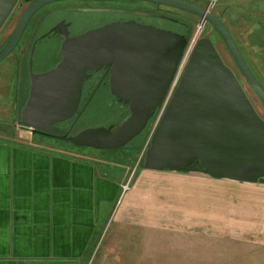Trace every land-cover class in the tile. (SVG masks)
Segmentation results:
<instances>
[{
    "label": "water",
    "instance_id": "water-1",
    "mask_svg": "<svg viewBox=\"0 0 264 264\" xmlns=\"http://www.w3.org/2000/svg\"><path fill=\"white\" fill-rule=\"evenodd\" d=\"M58 1L65 0H35L26 9L16 29L0 49V63L15 53L32 16L42 7ZM141 1L183 9L214 25L239 68L264 101V90L232 34L218 17L181 0ZM17 3L18 0H0V30ZM141 39L143 43L136 44L135 40ZM117 40L129 42L127 48L137 49V59L132 65L139 72L132 76V86L114 84L111 88L120 100L129 105L130 114L116 126L90 127L73 135L69 132L57 135L60 128L56 124L73 118L79 110L84 81L90 76L88 71L115 60ZM188 40L185 34L135 23L106 24L70 37L63 43L62 60L55 67L44 73L32 74L29 98L21 110L19 121L22 136L29 138L32 134L33 139H36V134L53 136L76 147L124 148L140 134L161 106ZM155 41L161 43L159 49L155 43L151 44ZM148 48L154 51L147 53ZM156 49L160 51L158 55L162 54L166 60V68H163L166 72L164 70L162 78L148 72L140 73L141 68L148 65V58L157 55ZM129 53L133 54L132 51ZM156 80H163L164 84L153 85ZM199 164L202 168L198 167ZM144 167L157 171H203L219 178L264 183V120L208 37L201 38L192 53L145 151Z\"/></svg>",
    "mask_w": 264,
    "mask_h": 264
},
{
    "label": "crops",
    "instance_id": "crops-1",
    "mask_svg": "<svg viewBox=\"0 0 264 264\" xmlns=\"http://www.w3.org/2000/svg\"><path fill=\"white\" fill-rule=\"evenodd\" d=\"M12 61L0 64V264H87L109 217L117 210L121 223L132 221L137 205L150 206L143 219L170 215L174 207L182 217L192 208L199 232L226 237L234 231L247 242L264 240V183L203 171L144 169L146 177L126 193L121 207L124 164L100 151L82 156L29 132V138L22 136L16 115L19 77ZM139 151L143 160L145 152ZM175 193L184 199L179 206ZM226 200L241 202L229 206Z\"/></svg>",
    "mask_w": 264,
    "mask_h": 264
},
{
    "label": "flooded vegetation",
    "instance_id": "flooded-vegetation-1",
    "mask_svg": "<svg viewBox=\"0 0 264 264\" xmlns=\"http://www.w3.org/2000/svg\"><path fill=\"white\" fill-rule=\"evenodd\" d=\"M34 1L35 0H18L16 7L12 10L0 30L2 37L11 27H14L12 33L14 32L22 15ZM181 1L212 13L226 25L248 66L264 90V53H262L264 52V16H260L259 14L260 11H264V4L260 7L254 8L252 7L253 1L248 0L249 2L245 3L242 8L243 11L241 14L235 16L233 10L229 6L224 7L223 5H218V3L211 10L208 9V0ZM238 17L243 19V23L249 24L255 29L254 33L256 32L262 44L261 48L258 47V50H260L258 54L259 56L257 53H250L249 50L240 45L238 38L232 30ZM201 20L202 18L200 16L192 12L141 0H65L53 2L42 7L29 21L16 46L15 53L12 54L14 56L10 55L6 59L8 60L10 57H13V63L16 66L15 68L19 74H21L18 78L19 90L17 91L16 100L19 104L16 108V115H21L20 102H26L29 98L32 74L44 73L55 67L57 63L62 60V45L70 37L78 36L87 30L98 28L106 24L135 23L137 25L147 26L157 30L185 34L189 39ZM203 21L204 30L201 38L206 37L205 35L207 34L208 38L212 41L214 47L221 56L224 64L233 72L234 76L241 84L255 111L260 118L264 120V101L256 93L247 77L239 68L220 32L207 20ZM252 35L253 34L250 33V36ZM135 41L138 45L143 43L142 39ZM6 42L4 41L0 49ZM154 43L159 49L161 43L155 41L151 44ZM128 44L129 42L124 40H117L115 46L117 52L115 60L111 64H106L97 70L88 71L90 76L84 81L79 110L73 118L56 124L57 127L60 128V132H58L57 135H63L65 132H69V135L76 134V132H74L76 124L79 119L86 114L87 108L94 101H100L102 104L108 105L110 108L108 110L109 117H107L108 123L103 126H116L130 114L129 105L126 104L124 100H120L111 90L114 84L117 86H132V76L139 72L138 69L134 68L132 65V62L137 59L135 53L137 52V49H133V51L132 48H127ZM133 44L135 43L133 42ZM220 45H224L225 49L228 51L231 62L225 60L226 58L220 49ZM152 50L154 51V49L148 48L146 52L149 53ZM129 51H132L134 55L129 53ZM158 53H160V51H157L155 57L150 56L148 58V65L142 67L140 73L148 72L155 77L160 75L161 78L165 76L166 70L163 68L165 67L166 60L163 59L162 54L158 55ZM249 54L256 55V59L259 63L255 64L254 58L250 57ZM157 56L160 57L159 60ZM164 81L166 82L167 79ZM163 84V80L162 82L156 80V82L153 83L155 86H162ZM151 120L152 119L148 121L140 134L131 140L124 148L131 147L132 149L138 150L144 149L148 139ZM35 136L37 140H42L55 145L58 144L57 140H62L57 137L42 134H36ZM71 145L73 144L71 143Z\"/></svg>",
    "mask_w": 264,
    "mask_h": 264
},
{
    "label": "rangeland",
    "instance_id": "rangeland-1",
    "mask_svg": "<svg viewBox=\"0 0 264 264\" xmlns=\"http://www.w3.org/2000/svg\"><path fill=\"white\" fill-rule=\"evenodd\" d=\"M252 1V7L254 8L264 4V0ZM247 2L249 1L219 0L218 5L229 6L236 16L241 14L242 8ZM259 14L264 16V11H260ZM237 19L232 30L240 45L249 50L250 53H257L258 55L260 51L258 47L261 48L262 44L256 32L254 33L255 29L249 24L243 23L241 17ZM13 28H9L3 37L2 33L0 34V47L9 38ZM250 33L253 35L250 36ZM205 36L208 37L207 34ZM220 49L226 58L225 60L231 62L224 45H220ZM249 56L254 58L255 64L259 63L256 55L249 54ZM20 76L21 74L18 72V77ZM20 103V110H22L26 102L22 101ZM109 109L108 105L102 104L100 101H94L87 108L86 114L79 119L74 132L77 133L85 128L106 125L108 123ZM57 142L61 147L70 149L82 156L84 154L81 152L84 151L86 153L93 150L100 151L105 156H109L110 160L126 166L120 175L126 180L125 184L122 185L124 202L121 207L125 206L127 194L130 190H136V187L133 186L138 185L141 177H146V174L142 173V170L147 169L144 167V159H141L142 162L137 161L141 153L138 149H132L131 147L92 149L89 147H75L64 140H57ZM134 168L135 171L131 178V172ZM127 184L129 186L125 189ZM160 190L159 188L158 191ZM146 191L154 192L153 189L149 188ZM184 196L185 199H192V195L185 194ZM183 200L177 193L174 194V205L179 206ZM240 202L239 200L225 201L229 206L238 205ZM149 207L148 205H137V208L132 211V221L130 220L126 223H121L118 217L115 218L116 210L109 217L103 229V234L92 251L87 264H264V240L247 242L242 240L241 235L234 231L232 232L233 236L228 235L226 237L199 232L194 227L195 223H193L191 215L192 208L184 209L183 205L185 214L182 217L175 215L174 207L169 210L170 215L163 217H155V215L153 217L145 216L144 220L141 215L144 214L143 210H147Z\"/></svg>",
    "mask_w": 264,
    "mask_h": 264
},
{
    "label": "built area",
    "instance_id": "built-area-1",
    "mask_svg": "<svg viewBox=\"0 0 264 264\" xmlns=\"http://www.w3.org/2000/svg\"><path fill=\"white\" fill-rule=\"evenodd\" d=\"M219 0H208V9H212L217 3H218ZM205 19H202L196 26L193 34L191 35V37L189 38L188 40V43H187V46L185 47V50L183 52V55L180 59V62H179V65H178V68H177V71H176V74L172 80V83L169 87V90L161 104L160 107L157 108L152 120H151V124H150V127H149V132H148V139H147V142L145 144V147L143 149V152L142 154L144 155V152L146 151V149L149 147V144H150V141L156 131V129L158 128L167 108H168V105L170 103V100L174 94V91L175 89L177 88L179 82H180V79L190 61V58L192 56V53L199 41V39L201 38L202 36V33H203V29H204V21ZM142 159V156L141 158L138 160V161H141ZM134 171H135V168L132 170L131 172V178L134 174ZM129 186V184H127V186L125 187V189H127Z\"/></svg>",
    "mask_w": 264,
    "mask_h": 264
}]
</instances>
